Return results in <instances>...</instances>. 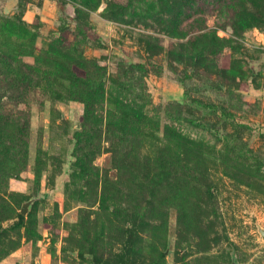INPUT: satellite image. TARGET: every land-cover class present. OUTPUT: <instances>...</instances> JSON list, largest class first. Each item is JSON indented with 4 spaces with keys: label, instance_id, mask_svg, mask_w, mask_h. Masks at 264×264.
<instances>
[{
    "label": "rangeland",
    "instance_id": "374dc122",
    "mask_svg": "<svg viewBox=\"0 0 264 264\" xmlns=\"http://www.w3.org/2000/svg\"><path fill=\"white\" fill-rule=\"evenodd\" d=\"M263 231L264 0H0V264H264Z\"/></svg>",
    "mask_w": 264,
    "mask_h": 264
},
{
    "label": "water",
    "instance_id": "95a60500",
    "mask_svg": "<svg viewBox=\"0 0 264 264\" xmlns=\"http://www.w3.org/2000/svg\"><path fill=\"white\" fill-rule=\"evenodd\" d=\"M39 198H41V197L39 196ZM37 199H38V198H32L31 200H29L28 202H26L25 205H24V207H23V209H22V213H23V214H27L28 211H29V209H30V207L32 206V204H33ZM262 233L264 234V231H263Z\"/></svg>",
    "mask_w": 264,
    "mask_h": 264
}]
</instances>
